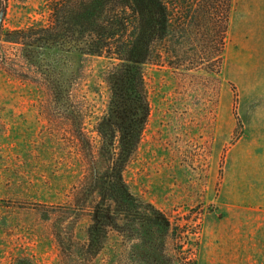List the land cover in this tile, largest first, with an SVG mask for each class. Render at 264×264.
<instances>
[{
  "label": "rangeland",
  "instance_id": "1",
  "mask_svg": "<svg viewBox=\"0 0 264 264\" xmlns=\"http://www.w3.org/2000/svg\"><path fill=\"white\" fill-rule=\"evenodd\" d=\"M46 16L45 0H8L5 24ZM67 64L69 73L80 68L81 120L94 139L108 96L104 59ZM202 67L145 66L150 114L125 177L172 218L199 217V264H264V0H232L220 68ZM39 102L31 84L0 69V264L57 261L52 211L67 198L65 171L78 151Z\"/></svg>",
  "mask_w": 264,
  "mask_h": 264
},
{
  "label": "trees",
  "instance_id": "2",
  "mask_svg": "<svg viewBox=\"0 0 264 264\" xmlns=\"http://www.w3.org/2000/svg\"><path fill=\"white\" fill-rule=\"evenodd\" d=\"M7 3L0 0V69L36 89L50 127L65 126L78 151L65 171L67 198L52 211L55 264H199V217L172 218L125 173L150 114L145 66L220 68L232 0H45V19L15 28L5 24ZM78 56L104 59L108 96L94 139L81 120L80 68L68 71ZM10 264L39 263L31 255Z\"/></svg>",
  "mask_w": 264,
  "mask_h": 264
}]
</instances>
